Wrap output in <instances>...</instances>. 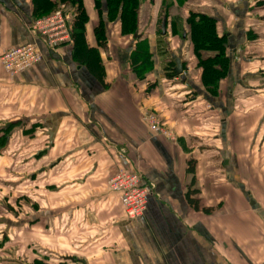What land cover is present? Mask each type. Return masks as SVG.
Masks as SVG:
<instances>
[{
    "label": "crops",
    "instance_id": "obj_1",
    "mask_svg": "<svg viewBox=\"0 0 264 264\" xmlns=\"http://www.w3.org/2000/svg\"><path fill=\"white\" fill-rule=\"evenodd\" d=\"M57 2L0 0V55L31 41L42 54L14 76L0 63V264L6 251L20 264H264V0H141L138 37L116 20L100 45L104 0L101 14L81 0L84 56L72 40L50 48L28 32L54 7L72 26L74 8ZM192 13L225 38L214 86L202 82ZM138 41L153 61L141 79L130 66ZM172 53L184 82L167 76ZM149 113L173 139L151 133ZM119 167L150 187L140 217L126 218L107 188Z\"/></svg>",
    "mask_w": 264,
    "mask_h": 264
},
{
    "label": "trees",
    "instance_id": "obj_2",
    "mask_svg": "<svg viewBox=\"0 0 264 264\" xmlns=\"http://www.w3.org/2000/svg\"><path fill=\"white\" fill-rule=\"evenodd\" d=\"M57 3H66L71 5L76 13L72 26H69L71 40L75 54L84 56V52L89 49L84 37V24L87 21L86 12L82 6L81 0H57ZM141 0H104L105 3V22L100 19L98 26L94 30L97 43H103L106 39V23L118 20L120 22V32L122 35H133L137 30V15ZM101 0H94L95 8L100 12ZM56 11V7L42 16ZM38 18V17H37ZM189 25V37L193 44L194 54L198 61L197 65L202 69V82L204 84L216 85L220 77L225 74L228 66V58L225 54V38L218 36L215 30V20L212 17L192 13L187 18ZM92 50H95L92 48ZM202 50L213 51V57L202 58ZM163 55L166 52L163 49ZM89 61L88 58H84ZM93 60V58H91ZM168 77H173L174 62L172 59L167 63ZM130 66L138 78H143L145 73L153 66L152 55L149 52L148 45L144 41L135 43L130 54Z\"/></svg>",
    "mask_w": 264,
    "mask_h": 264
},
{
    "label": "built area",
    "instance_id": "obj_3",
    "mask_svg": "<svg viewBox=\"0 0 264 264\" xmlns=\"http://www.w3.org/2000/svg\"><path fill=\"white\" fill-rule=\"evenodd\" d=\"M69 16L63 9L38 17L27 24L30 34L41 39L50 48L70 42ZM42 60V54L35 41L7 49L0 55L4 71L18 75ZM146 121L152 134L173 139L171 132L163 127L154 114H147ZM107 188L116 193L124 216L134 219L144 214L147 208L150 187L142 183V175L137 170L119 167L107 180Z\"/></svg>",
    "mask_w": 264,
    "mask_h": 264
},
{
    "label": "water",
    "instance_id": "obj_4",
    "mask_svg": "<svg viewBox=\"0 0 264 264\" xmlns=\"http://www.w3.org/2000/svg\"><path fill=\"white\" fill-rule=\"evenodd\" d=\"M161 33L162 35H165V20L162 22L161 24ZM134 38H137V33L135 32L133 34ZM171 58L173 59L174 63H175V73L177 76L180 77L181 81H185V75L183 74V66H182V63H181V59L179 56H176L175 54H171Z\"/></svg>",
    "mask_w": 264,
    "mask_h": 264
},
{
    "label": "rangeland",
    "instance_id": "obj_5",
    "mask_svg": "<svg viewBox=\"0 0 264 264\" xmlns=\"http://www.w3.org/2000/svg\"><path fill=\"white\" fill-rule=\"evenodd\" d=\"M69 21V20H68ZM17 241H19V238H17V239H15L14 240V242H17ZM6 254H7V256L8 257H4L3 258V264H9V263H15V260H9L8 258H11V257H9V256H12V257H14L12 254H13V251H6ZM17 256V261H16V263L15 264H20L19 262H21V261H23V260H20L21 258H23V259H25L24 258V256H19V255H16Z\"/></svg>",
    "mask_w": 264,
    "mask_h": 264
}]
</instances>
